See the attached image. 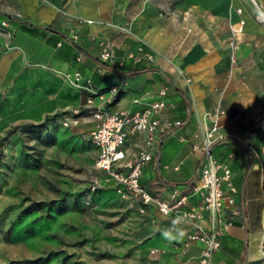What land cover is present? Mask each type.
Returning a JSON list of instances; mask_svg holds the SVG:
<instances>
[{"label": "crops", "instance_id": "crops-1", "mask_svg": "<svg viewBox=\"0 0 264 264\" xmlns=\"http://www.w3.org/2000/svg\"><path fill=\"white\" fill-rule=\"evenodd\" d=\"M264 7V0H259ZM24 19L5 15L14 28L11 47L0 56V108L2 117L32 122L55 119L75 108L84 111L77 133L93 129L98 120L84 110L87 99L109 111L141 107L134 99L150 102L165 91L168 106L160 115L158 155L144 168L141 181L149 192L167 198L178 190L188 196L182 212L199 209L204 202L199 165L203 157L209 114L224 110L212 152L228 162L236 188L232 209L239 213L219 237L212 264H264V155L246 143L264 145V12L251 0H20ZM241 10V11H239ZM3 18V19H4ZM244 21L242 23L241 21ZM233 29L238 40L233 45ZM76 35V40H69ZM104 39L113 41L116 58L102 62ZM140 47L156 55L153 62L127 58ZM80 53L83 59L78 60ZM122 60H125L121 63ZM80 71L86 88L74 86L68 73ZM120 86L116 97L102 100L96 91ZM180 120L181 125L169 126ZM143 143L140 132L126 138L129 150ZM260 153V150H259ZM98 170V169H97ZM100 178L106 172L98 170ZM122 202L148 213L149 243L166 264H199L203 245H186L187 233L197 223L211 228L208 210L201 218L167 217L155 204L132 199ZM225 189L229 192L227 186ZM175 228L183 235L169 243L161 235Z\"/></svg>", "mask_w": 264, "mask_h": 264}, {"label": "rangeland", "instance_id": "rangeland-1", "mask_svg": "<svg viewBox=\"0 0 264 264\" xmlns=\"http://www.w3.org/2000/svg\"><path fill=\"white\" fill-rule=\"evenodd\" d=\"M8 14L25 18L20 0H0V56ZM5 112L0 264H166L151 252L148 213L129 209L100 178L93 144L53 118L37 123Z\"/></svg>", "mask_w": 264, "mask_h": 264}, {"label": "built area", "instance_id": "built-area-1", "mask_svg": "<svg viewBox=\"0 0 264 264\" xmlns=\"http://www.w3.org/2000/svg\"><path fill=\"white\" fill-rule=\"evenodd\" d=\"M241 11V10H239ZM244 23V21H241ZM1 25L9 31L8 48L11 47L14 28L11 27L8 17L1 20ZM233 41L235 45L238 40L236 34L241 29H233ZM77 36L72 35L69 40H76ZM103 47L100 53L102 62H110L116 58L113 41L104 39L101 42ZM128 59L133 62L147 60L153 62L156 55L140 47L139 53L131 52L127 55ZM83 59L80 53L78 60ZM125 60H122L123 63ZM67 77L72 81L74 86L86 88L85 82L88 81L80 71L68 73ZM120 90V86L112 85L107 89L96 91L93 94L98 95L102 100L112 101ZM165 91L160 93V97L150 101L141 102L134 99L135 103L141 104L140 108L134 110H124L112 112L108 109L98 106L94 103V97L87 99L84 110L92 114L98 120L96 126L80 133L83 141L93 144L97 149L95 159V168L106 172L103 178L104 183L114 185L116 191L123 199H132L142 205L155 204L157 209L167 217L183 216L189 218H201V210H208L211 220V228L205 229L195 223L194 227L187 233L188 241L186 245L194 241L203 243L197 256L199 264H212L215 251L220 246L219 237L225 232L230 225V221L224 214L225 210H230V218L239 213L238 210L232 209L234 205V196L236 188L232 183V169L228 162L218 161L212 152V146L216 140L224 139L220 129V117L224 110L209 114L212 124L205 128V137L203 140V157L199 165L200 187L202 189L204 202L199 209L192 208L182 212V206L187 201L188 196L178 190H174L169 197L162 198L154 195L147 190L142 184L141 177L144 168L152 161L159 152L161 143L160 132V115L168 106H174L167 102ZM84 111L75 108L70 112L64 113L62 124L64 126L78 124ZM256 121L263 122L264 117L259 115ZM180 120L169 122V126L181 125ZM130 132H140L143 136V143L138 150H129L126 147V138ZM246 147L254 154L264 155V145L261 149L246 143ZM260 150V153H259ZM229 189V192L225 189ZM186 264V263H180Z\"/></svg>", "mask_w": 264, "mask_h": 264}, {"label": "clouds", "instance_id": "clouds-1", "mask_svg": "<svg viewBox=\"0 0 264 264\" xmlns=\"http://www.w3.org/2000/svg\"><path fill=\"white\" fill-rule=\"evenodd\" d=\"M163 239L169 243H172L174 241H177L179 238L182 237L183 232L182 231H177L175 228L171 229H165L161 233Z\"/></svg>", "mask_w": 264, "mask_h": 264}, {"label": "trees", "instance_id": "trees-1", "mask_svg": "<svg viewBox=\"0 0 264 264\" xmlns=\"http://www.w3.org/2000/svg\"><path fill=\"white\" fill-rule=\"evenodd\" d=\"M142 62V61H141ZM141 62H136V63H141ZM107 89V88H106ZM103 90V89H102Z\"/></svg>", "mask_w": 264, "mask_h": 264}]
</instances>
